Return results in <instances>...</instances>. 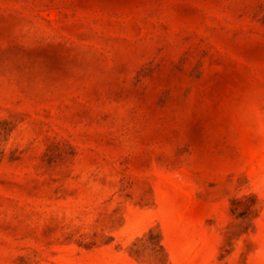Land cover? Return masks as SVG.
I'll return each mask as SVG.
<instances>
[{
    "label": "rangeland",
    "instance_id": "obj_1",
    "mask_svg": "<svg viewBox=\"0 0 264 264\" xmlns=\"http://www.w3.org/2000/svg\"><path fill=\"white\" fill-rule=\"evenodd\" d=\"M0 264H264V0H0Z\"/></svg>",
    "mask_w": 264,
    "mask_h": 264
}]
</instances>
